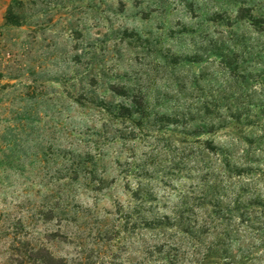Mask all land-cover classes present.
Returning a JSON list of instances; mask_svg holds the SVG:
<instances>
[{"label":"rangeland","instance_id":"obj_1","mask_svg":"<svg viewBox=\"0 0 264 264\" xmlns=\"http://www.w3.org/2000/svg\"><path fill=\"white\" fill-rule=\"evenodd\" d=\"M0 2V264H264V0Z\"/></svg>","mask_w":264,"mask_h":264},{"label":"trees","instance_id":"obj_2","mask_svg":"<svg viewBox=\"0 0 264 264\" xmlns=\"http://www.w3.org/2000/svg\"><path fill=\"white\" fill-rule=\"evenodd\" d=\"M118 113V112H117ZM122 113V114H121ZM124 112H119L118 116H123ZM103 179H101L99 182H102ZM152 197V194L147 193L144 199L148 200ZM142 210L139 211V213ZM171 218L168 214H156L153 218L149 217H142L141 219V226L144 228H159V227H168L170 225ZM139 264H142V262H138Z\"/></svg>","mask_w":264,"mask_h":264},{"label":"crops","instance_id":"obj_3","mask_svg":"<svg viewBox=\"0 0 264 264\" xmlns=\"http://www.w3.org/2000/svg\"><path fill=\"white\" fill-rule=\"evenodd\" d=\"M4 5L0 2V21L3 19Z\"/></svg>","mask_w":264,"mask_h":264}]
</instances>
